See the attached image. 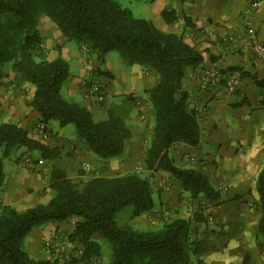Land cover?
<instances>
[{"label": "trees", "instance_id": "16d2710c", "mask_svg": "<svg viewBox=\"0 0 264 264\" xmlns=\"http://www.w3.org/2000/svg\"><path fill=\"white\" fill-rule=\"evenodd\" d=\"M40 15H46L67 40L84 44L97 63L115 50L127 65L138 64L156 73V83L143 91L153 109L145 167L149 172L168 173L190 198L217 199L219 193L204 173L176 166L168 154L171 145L195 146L200 137L198 112L189 102L183 78L187 68L201 63L202 54L182 33L161 30L114 0H0V67L11 62L16 79L34 88L29 105L39 122L72 124L77 139L102 159L122 153L131 136L129 126L113 112L97 120L87 108L61 96L69 65L60 57H46L37 28ZM161 16L166 23L176 18L172 9L162 10ZM105 73L99 70L96 75ZM254 83L264 92V79H254ZM17 149L37 151L41 158L56 156L52 149L28 137L16 122H0V264H58L57 258L31 257L24 249V239L35 227L73 217L77 220L67 239L82 247L84 262L99 258L106 244L110 249L108 264H203V246L192 224L204 218L196 213L193 219L169 217L144 230L116 223V212L126 205L133 206V217L154 208L152 183L137 170L97 175L80 184L55 168L49 174L51 197L45 204L23 210L2 204V159ZM256 191L260 207L257 235L264 239V167L257 175Z\"/></svg>", "mask_w": 264, "mask_h": 264}, {"label": "crops", "instance_id": "0c3cea01", "mask_svg": "<svg viewBox=\"0 0 264 264\" xmlns=\"http://www.w3.org/2000/svg\"><path fill=\"white\" fill-rule=\"evenodd\" d=\"M154 4L150 20L161 30L182 33L184 40L202 54L201 63L187 68L183 78L189 102L198 112L199 142L195 146L175 143L168 150L169 156L178 167L195 169L207 177H217L228 183L229 197L239 194L241 199H258L256 178L264 167V92L259 91L254 79H264V62L240 41L233 43L231 37L242 36L245 27L251 25L264 44V0H155ZM164 9L174 11V22L163 20L161 12ZM37 28L43 36L46 57L49 60L60 57L77 70L76 75L69 74L62 83L60 94L63 88L64 95L87 108L97 120L105 119L109 112L123 117L131 136L120 157L108 159H101L87 150L75 131L66 125H53L49 121L44 124L47 137L43 138L35 130L37 114L29 105L34 88L30 86L24 92L20 85L11 81V75L1 78L0 122H16L26 129L28 137L56 153L53 158H41L31 151L35 160L42 159L41 163L34 164V168L23 163L17 165L21 162L17 156L8 163L6 170L2 166L5 180L1 203L18 210L45 204L51 197L47 188L49 174L55 168L62 169L72 180L137 170L151 174L152 184H164L165 178L161 177L165 176L164 171L149 172L145 167V147L149 143L153 109L143 91L156 83V73L146 71L138 64L127 65L123 61L121 65L113 66L104 60L106 73L101 76L105 81L102 82L105 99L97 103L93 97L83 96L81 91L86 68H97L95 58L80 54L81 47L71 44L45 15L39 16ZM204 68L238 72L239 82L234 93H227L222 84L202 89L198 74ZM83 163L89 165V170L82 174ZM161 200L178 207L181 196L175 189L171 195L163 192ZM239 207L223 216L218 211L220 215L212 224L202 221L192 224L195 237L203 245L200 254L203 264H264V243L257 238L259 210L246 209L244 205ZM179 217L188 218L189 215L184 212ZM76 220L73 217L33 228L24 239L29 255L34 259L55 258L51 253L54 235L66 239L65 255L82 251L79 244L67 239ZM58 264H65L61 257Z\"/></svg>", "mask_w": 264, "mask_h": 264}, {"label": "rangeland", "instance_id": "374dc122", "mask_svg": "<svg viewBox=\"0 0 264 264\" xmlns=\"http://www.w3.org/2000/svg\"><path fill=\"white\" fill-rule=\"evenodd\" d=\"M114 1L117 2L121 7L130 9L133 15L137 18H144V19L150 20L149 17L153 15V10L155 7V4H154L155 0H114ZM45 17L47 16L45 15ZM69 41L71 44H76V42L73 40H69ZM79 47H81V52H79L80 54L85 53L86 55H88L87 48L84 44L79 45ZM75 49L77 50V47ZM104 60H106L107 63H112L113 66H119L121 65V62H123V59L120 53L115 50L108 52ZM105 66L106 64L103 62H99L97 65V68H93V66H91V71H92L93 76L98 78L102 82L104 81V77L101 75H96V73L99 70L105 71L106 69ZM86 71H89V68H86ZM0 72H1L0 79L3 77L7 78V76L11 75V81L15 82L16 85H20L19 87L21 90H23L24 92H27V90H29V87L31 85H29L26 82L20 81L19 79H16L11 62H7L3 64L0 67ZM69 74L70 75L77 74V70H74V65L72 63H70V66H69ZM61 91H62L61 96L65 100L69 102H73L66 95H64L63 88ZM50 123H52L53 125H58L56 121H50ZM66 127L68 129H73L75 131V128L72 124H68L66 125ZM22 151L23 149H17L15 151H12L8 157L2 159V166L4 167L5 170L8 167V163L12 162L16 156L21 160V162L17 163V165L22 166V163L25 165V163L23 162L24 157L27 154L31 155V153L25 152V151L22 153ZM34 153L37 154V151H34ZM31 157L35 159L34 156H31ZM94 167L96 166H93V168ZM104 169H105V166H104ZM84 172L86 171L83 168H81V173L83 174ZM102 172L104 173V170ZM140 173L142 175H146L150 180L149 176L151 174H149L148 172H145V173L140 172ZM164 173H165V176H161L162 178H165V180L163 179L164 184L162 185L159 183L152 184L154 208L149 212L142 213V215L140 214L141 216L137 217V219L135 220L134 217L132 216L133 206L126 205L125 207H123L121 210H119L115 214V220L118 225L132 228L135 230H144V229L158 226L166 218L175 217V216L179 217V215L183 214L184 212L188 213L189 215L188 218L193 219V214L196 213L197 215L204 218L202 222L212 224L213 222L217 221L216 219L220 215L218 211L221 212L220 216H223L225 213H230V211L238 210L240 208L239 207L240 205H244L246 209L253 210L254 208H257L260 213L258 199L250 198V197H248L247 199H243V198L241 199L239 194H233L232 197H229L231 190L229 188L228 183H225L224 181L219 180L217 177L211 178L210 176H208V179L211 185L219 193V197L217 199L209 200L203 195H200L197 198H190L187 192L180 189L179 183L176 180H174L168 173L166 172ZM112 175L113 174L111 175L104 174V175H99V176H112ZM87 179L81 178L79 180L75 179V181L80 184H83ZM175 189L179 191V195L181 196V202H178L180 206L178 207L177 206L172 207L169 204H166L165 202L161 200V195H163V192H168L171 195L172 191H174ZM223 207H226L228 209L225 210ZM203 213H204V216H203ZM257 238H259L264 243V239H261L260 237H258V235H257ZM24 249L29 254L26 248V242H24ZM109 253H110L109 247L106 244H104L102 248L101 256L99 258H92L88 260L87 262L85 261V264H91V263L92 264H108Z\"/></svg>", "mask_w": 264, "mask_h": 264}, {"label": "built area", "instance_id": "2783aa9c", "mask_svg": "<svg viewBox=\"0 0 264 264\" xmlns=\"http://www.w3.org/2000/svg\"><path fill=\"white\" fill-rule=\"evenodd\" d=\"M233 43H242L245 47L250 48L252 53L256 56V58L264 62V44L259 41L255 34V30L251 25H247L244 29L243 35L236 38L231 37ZM198 80L202 89H209L217 84H222L227 93H234L236 86L239 82V73L236 71H232L229 69H215V68H204L199 71ZM81 91L83 96L85 97H93L94 101L97 103H102L105 99L104 94V84L101 80L94 77L91 71V67H89V71L86 72L85 76L81 80ZM35 130L43 137H47V130L43 123L37 122L35 124ZM193 160L192 157H190ZM23 162L28 167L34 168V164H38L42 162L41 158L33 159L30 154H27L24 157ZM82 168L84 170H89V165L87 163L82 164ZM53 243L51 245V253L55 258L61 257L65 264H85L84 261L81 260L82 251L77 250L72 254H64L63 248L66 244V239L60 235L53 236Z\"/></svg>", "mask_w": 264, "mask_h": 264}]
</instances>
